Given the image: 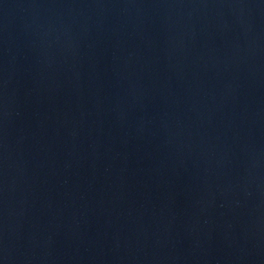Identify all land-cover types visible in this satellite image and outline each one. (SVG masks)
Masks as SVG:
<instances>
[{
  "label": "water",
  "instance_id": "1",
  "mask_svg": "<svg viewBox=\"0 0 264 264\" xmlns=\"http://www.w3.org/2000/svg\"><path fill=\"white\" fill-rule=\"evenodd\" d=\"M0 264H264V0H0Z\"/></svg>",
  "mask_w": 264,
  "mask_h": 264
}]
</instances>
